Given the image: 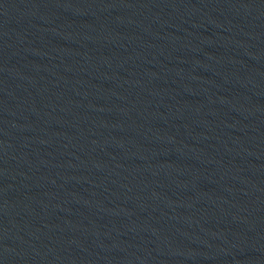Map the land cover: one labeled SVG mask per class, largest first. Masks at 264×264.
<instances>
[{
    "label": "water",
    "instance_id": "95a60500",
    "mask_svg": "<svg viewBox=\"0 0 264 264\" xmlns=\"http://www.w3.org/2000/svg\"><path fill=\"white\" fill-rule=\"evenodd\" d=\"M264 264V0H0V256Z\"/></svg>",
    "mask_w": 264,
    "mask_h": 264
}]
</instances>
